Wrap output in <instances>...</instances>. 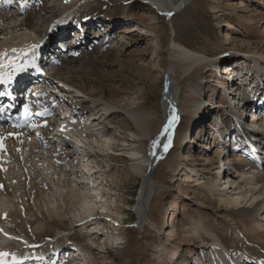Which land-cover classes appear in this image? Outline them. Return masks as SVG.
<instances>
[{
  "label": "rangeland",
  "instance_id": "rangeland-1",
  "mask_svg": "<svg viewBox=\"0 0 264 264\" xmlns=\"http://www.w3.org/2000/svg\"><path fill=\"white\" fill-rule=\"evenodd\" d=\"M19 1H9L11 12L21 9L23 4ZM37 5V9L42 10L41 16L51 22L57 9L65 6V0H39ZM88 6L92 8L90 21L82 23L83 27L80 28L76 26L74 20H65L66 26L70 25V29L63 36L64 38L61 37L63 39L51 40L54 42L48 47L49 51L51 50V59L48 61L63 60L65 57L69 60L73 58L71 63L81 67L80 64L85 63L88 54L96 60L105 59L99 61V76L88 72V65L83 68L85 72L80 75V80L89 82L88 92L98 91L97 98L100 99L102 96L98 79H102V88L105 86L103 97L112 107L111 113L99 112L98 109L95 111L94 105L90 102L91 98L79 95L74 90L58 87L55 91L64 98V105L71 104L73 98L80 101L82 108L79 111L72 110L68 115L69 119L64 121L69 120V125L74 127L87 124L83 130L89 132L81 139L84 144L81 152L76 153L72 150L66 138L64 148L68 149L69 145L71 152H75L79 157L83 152L91 154L87 161L88 168H99L101 171L91 180L97 187V192L109 202L111 200V204L122 206L125 211L121 217L123 219L121 225L112 228L120 237L119 243L115 244L114 248H110L108 254L107 252L103 254L112 264H196L197 261L207 264L206 256H210V251H205L202 246V248L198 246L201 244L188 237V234L193 232V223L221 236L225 244L230 247L231 253H234L232 250H235L238 240L235 227L241 234L245 233L246 228L240 223L234 225L227 219L225 207L220 206L217 200L215 202L214 199L217 197H212L206 191V185L200 182L216 181L222 171L230 170L232 162L226 165L228 160L222 162L216 156V153L222 149L220 143L224 144L225 151L230 152L227 156L230 159H233L231 157L233 152L230 151L233 146L240 143L244 147L245 137L241 136L242 140L241 138L235 140L233 139L235 132L226 133L227 129L224 130V124L228 123L224 118L222 119V115L227 117L230 126L235 127L233 115L230 114L232 116L230 117L227 114L230 111L238 112L237 99L243 97V92L238 90L233 81L235 78L227 79L231 76L224 73V67L238 69L237 74L241 69L247 70L248 74L250 70L254 73L253 59L249 56L243 57L244 55L241 54L255 52L257 56L264 57V0H191L180 14L171 18V21L160 16L155 9L146 4L145 0H89ZM35 14V10L31 12L32 21L46 31V25H43ZM66 14L71 16V11L68 10ZM17 21H7V26L0 24V28H12L13 25L18 24ZM162 34L161 44L158 37ZM172 39L193 52L203 54L211 60L217 59V62L201 68L199 72L191 71L187 77H183L182 71L174 69V63L169 61L168 47ZM72 45L77 46L72 48ZM59 65L49 67L50 71L39 81V90L43 91L48 100L56 99L51 88L56 82L53 78L54 73L60 72ZM160 67H163V71L168 72L173 78V86L179 91L180 101L188 95V86L200 84L203 89L202 99L205 98L206 104L212 103L202 106V113H206L208 119H204L203 115L196 117L195 123L190 126L194 132L190 145L175 149L176 156L173 159L169 156L164 158L154 173L155 183L163 182L167 187L164 186L166 191L162 197L153 196L147 208L149 223L147 222L141 229L134 223L137 221L136 200L143 180L133 173L127 153L131 149L145 151L149 147V142L147 140L139 142L129 137L134 128L128 120L126 111L132 107V103L143 102L141 111H156L162 116V95L152 94L150 90L155 82L160 88L164 87V80H160L163 72ZM218 67L223 72L221 75L215 70ZM262 68L264 69V58ZM69 70L68 67L67 72ZM257 73L258 77L264 75L260 71ZM257 81L259 80L247 78L246 83L241 82V86L248 89L245 93L248 94ZM261 87L264 88V83ZM251 94L252 92L249 94L250 97ZM254 100L256 101L257 98ZM233 114L238 116L237 113ZM59 115L60 111L51 112L55 121L60 119ZM62 115L65 116L64 113ZM95 116L101 117L102 121L97 117L94 122ZM241 116L244 118L241 121L242 126H248L247 124H252L256 120L249 112ZM189 117L188 113L181 116L182 120L177 132L184 131L188 120H191ZM220 120H224L225 123L220 124ZM100 121L103 123L102 126ZM205 125L213 137L210 138L208 146L196 138L200 128ZM121 140L125 142L121 143ZM108 141H116L115 144H118L119 148H110L107 145ZM204 147L208 148L205 150ZM247 147L246 144L243 149ZM261 158L259 154L258 159ZM60 159L61 155H57L50 161L42 163L41 158L28 157L21 162L14 155H0V162L3 164L2 178L11 193V197H6L0 187V226L3 230L14 232L19 237V241L7 243L4 248L7 252H11L32 243H38V248H46L51 246L50 242L53 240H56L57 244L76 243L79 244L81 253H84L83 259L87 258L88 254H92L97 262L101 263L105 260L103 254L98 253L102 247V242L100 243L102 239L98 236L94 240L87 234L92 227L89 226L90 224L96 221V226L97 222L103 225L104 217L108 214L98 213L99 215L94 218L92 216L84 218L83 225H72V216L78 207L68 205L71 188L79 195L80 192H87L90 196V190H86L81 184L82 169L77 166L75 174L71 175L67 173L68 169H64L65 164L61 163ZM172 161L179 165L175 172L170 168ZM60 169L63 172L62 177L59 175ZM59 176L61 182L57 180ZM230 185L225 179H221L218 183L219 188L221 190L225 188L227 193L232 189ZM40 192L43 193L42 196ZM95 198L99 197L94 196L91 201ZM16 205L30 215L26 218L28 222L25 225H22L16 217L14 210ZM52 211L59 212L61 219L49 218L48 212ZM39 222L43 223L44 228L35 231V225ZM106 225L103 226V230ZM127 225L130 228H126ZM88 248H91L90 252L93 253H89ZM78 259L79 257L77 262Z\"/></svg>",
  "mask_w": 264,
  "mask_h": 264
},
{
  "label": "bare ground",
  "instance_id": "bare-ground-1",
  "mask_svg": "<svg viewBox=\"0 0 264 264\" xmlns=\"http://www.w3.org/2000/svg\"><path fill=\"white\" fill-rule=\"evenodd\" d=\"M9 1L10 0H0V24L3 25L6 24L7 21L14 22L15 20H18L19 22L17 21L18 24L13 25L12 28H0V52H2V54L6 53L8 49L15 46L24 48L25 45L31 47L33 45H39L38 48H43L48 41H51L54 38H56L57 41L58 39H61L60 37L66 35L67 31L70 29V25L66 26L65 20L72 19L74 20L77 27L82 28V23L90 21L91 19L90 15L92 8L89 7L90 5L88 6L89 0H65V6H62L61 8L59 7V9H57L55 16L51 22L41 16V9H37V3L39 0H20L19 2L23 4V7L20 10L14 12H11V4L9 3ZM145 2L153 9H155L160 16H164L165 18H168L169 21H171V18L177 14H180L190 4L191 0H177L176 2H174L173 0H145ZM34 10L36 13L35 17L40 20L43 25H46V31L42 30L41 27H38L32 21L31 17L34 13L31 15V12ZM68 10L71 11V15L74 14L75 17L72 18V16L67 15L66 12ZM57 21H59V23H57ZM158 39V41L162 44L163 34L158 37ZM168 54L169 61L174 63V69L177 68L182 71L181 75L183 77H187V75H189L191 71L199 72L201 68H205L206 66H209V64H214L217 62V59L211 60V58L203 54L193 52L185 46L176 43L174 39H172L168 47ZM256 54L257 53L255 52H246L245 54H241L244 55L243 57L249 56L253 59V61L255 62L254 73L252 72V70H250L248 74L247 70L243 71L240 68L243 73L240 70L237 74L236 71L238 69H234L232 67H224V73L231 76L230 78L228 76V80H232L233 78H235L233 80L234 83H236L238 90L243 92V97H239L237 99L238 112L230 111V113L227 114V116H230V114L233 115V117H230L234 118L233 120H235V122L240 125L239 128H237V138L235 137V140H240L241 136L245 137L248 143V147L245 148V153H250L254 156L258 155L257 157H259L260 154L262 156V162H248L240 156H237L239 155V153L234 152L231 154V157L233 159H230L229 157H227L230 152L225 151L226 149L224 144L220 143L222 149L220 152L216 153V156L221 161L225 159L228 160L226 165H230V162H232L230 170L222 171L220 175L217 176L216 181L210 180L209 183L201 181L200 184H205L206 191L212 197H217L216 199H214L215 202L217 200L220 206L225 207V209L227 210H225L226 218L233 222L234 225L240 223L241 226L246 228V230L244 234H241L239 232V229L235 227L238 230H236V239L238 240L235 244V250H232L234 253H231L230 247L225 244L221 236L204 229L197 223H193V232L192 234H188V237L201 244L198 246H202L205 251H210V256H206L208 262L207 264H220V262L222 264H234L238 261L237 258H245L250 261H256L264 264V112L259 116L257 114L261 111H264V88L261 87L264 83V75H262L261 77L257 76L258 71L264 74V69L262 68L264 57H262L261 55L257 56ZM91 56V54L87 55L85 63L80 64L82 65L81 67H79V65H74L73 63H71V61L74 60L73 58L72 60L66 59L67 57H65V59L63 60L56 59V65L60 64V72L54 73L55 75L53 76V78L56 80V82L54 83L59 84L61 87H66L69 90H74L75 92H77V94H82L86 98H91L90 102L92 103V105H94L95 111L98 109L99 112L101 111L108 114L111 113L112 107L107 104L103 97L105 93V86H103L102 88V79H98V83L101 87V89L99 90L102 96L100 99L97 98V95L99 94L98 91L93 92L89 90L90 92H88L89 82L80 80V75L85 72L83 70L85 66L89 65L87 71L92 73L94 76H97L99 72V61L105 60L104 58L96 60ZM249 57L246 58L249 59ZM10 66L12 65H9L8 67ZM68 67L70 68V70L67 72ZM160 69L163 71V67H160ZM0 70L4 71V67H1ZM215 70L216 72H219L220 75L223 73L221 72V69L219 67L215 68ZM247 78L253 79L255 81L256 79L259 80L257 82H254L255 85H252L251 87L253 91L249 90L248 94L245 93V91L248 89H244L243 87L245 86L243 85L241 86V82L246 83ZM172 79L173 78H171L168 72L165 73L163 71L160 75V80H164V87L160 88L158 83L155 82L153 87L150 88L152 94L159 93L162 95V116L156 111H141L140 108L143 102L132 103V107H130V109L126 111L128 120L132 123L134 128V131L130 133L129 137L138 140L139 142L143 140H147L149 142V147L147 150L140 151L139 149H131L129 150L130 152L127 153V157L131 161L130 166L133 173L140 176L143 180L141 191L139 192V196L136 200L135 210L137 212V221L134 223L137 228L141 229H143L149 221L147 217V208L150 206L153 196L156 195L162 197L167 187L163 182L155 183L153 179L154 173L157 171L164 158H167L169 156L173 159L176 156L174 151L175 149H177L178 147L190 145V142L192 141V138L194 136V132L190 129V126L195 123L194 119L202 115L204 116V119H208V115L206 113H202V106L206 103L204 102L205 98L202 99L203 89L201 88V85L195 84L193 86H188V95L184 96L183 100L180 101L179 91L177 87L175 88L173 86L174 81ZM240 87H242V89ZM251 92L252 97L249 96ZM94 93H96V95H94ZM30 97H32L33 99L37 98V96L33 94H31ZM54 98L57 97H55L54 95ZM207 98L208 96L206 97V99ZM253 98H257V100L255 101ZM73 99L74 100L70 101L71 104H63L64 111L62 113H64L65 116L60 118V120L58 121H55L53 119L51 113H48L46 115L47 109H45L42 104L39 103V101L30 102L29 105L23 106V117H17L15 112H13L10 117L7 116L2 119L0 121V144H2V148H0V155H14L16 156V159L21 160V162L28 157H37V159H42L40 160L42 161V163H44V161H50L57 155H61V159L59 161L65 164L64 169H68L69 171L67 173L71 175L75 174V170L77 166H79L80 169H82L81 184L82 186H84V188H86V190H90V196L86 191V193L80 192V195L75 194V191L73 190V188H71V192L68 197V205L74 206V208L78 207V209L72 216V225H83L84 218H88L90 216L94 218L99 214L103 213L105 215L107 213L109 216L107 215L108 217H104L105 223L101 225L97 222L98 225L96 226V221H94L89 225L90 227H92L87 235L89 236V238H93L94 240L99 236V238L102 239L100 241V243L102 242V247H100V252L98 253L103 254L107 252L106 254H108L109 249L114 248L113 246L115 244H118L120 241V237L116 235V232L112 229L113 227L109 223H116L117 227L115 228H118L121 225L120 223H122L121 221L123 219L121 217H123L122 214L125 211L122 206L111 204V200L109 202L108 199H104L103 195L101 196V194L97 192V187L93 185V181L91 180L96 176L97 173L101 171L99 170V168H88L89 166L87 165V161L89 157H91V154H86L83 152V155H81L80 157L78 156V154H76L81 152V150L83 149L82 147L84 146V144L82 143L81 139L84 138L85 135L89 132H85L83 130V127L86 128L87 124L81 127H74L72 125H69V120L64 121V119H69L68 115L71 114L70 112L72 110L79 111L82 108V105L79 103L80 101H77V98ZM215 101L213 102L215 103ZM211 103L212 102H210L209 104ZM209 104L206 105L208 106ZM232 106L233 104L231 105V107ZM28 107H31V110L36 111L38 115L35 119V122H29L26 120L30 115H32V113L27 110ZM254 109L258 111L254 113ZM247 112L251 113L253 119L256 120L252 124H247L248 126L245 125L241 127V121L242 119H244L241 115ZM187 113L188 115H190L189 118H191V120H188L187 127H184V131H182V133H179L177 132V129L181 124V116H184ZM233 113H237L238 116H235L236 114ZM97 117L95 116V118L93 119L94 122L98 118L101 119V117ZM223 118L225 119V121H227L228 124H224V120H220V124H224V130L227 129L226 133L228 131H231L233 128L236 129V126H230L229 121L226 120V116L222 115V119ZM170 120L172 121V124L170 127H168ZM101 121L100 126H102L103 124ZM206 125L202 127L200 126L201 130L199 131L200 133L196 138H198L201 143L208 146L212 135L209 134V130ZM166 127H168L167 132L164 131ZM95 131H97V129H95ZM169 136L171 137L170 143ZM65 138L67 141L69 140L68 142L70 143V147L76 153L71 152V149H69V145L68 149L64 148L66 145V143H64ZM242 139L243 138H241V140ZM120 142L124 143L125 141L121 140ZM115 143L117 142L108 141L107 145L110 148H119V145ZM207 148L208 147H204L205 150ZM42 152L45 153L42 154ZM1 165L3 164L0 162V185L3 186L1 188L4 195H6V197H11L9 188L2 178ZM24 166L22 167L24 168ZM178 166L179 165L177 163L172 161L170 166L172 172L177 171ZM62 173L63 172L61 170L59 172V175H61ZM61 177L59 176V178H57L58 182H61ZM204 179L208 180V178H203V180ZM221 179H225L227 183L231 184L230 187L232 189L229 193L225 191V188L222 190L219 188L218 183L219 181H221ZM228 186L229 185H227V187ZM80 190L83 191V189ZM42 195L43 193L40 194V196ZM94 196L99 198H95L96 201L95 199L94 201H91ZM14 210L16 217L19 219V222L22 225H25L26 222H28L26 218L29 214H26L24 212V209L17 205L14 207ZM48 217L61 219L59 212L56 213L54 211L48 212ZM105 224L107 225L103 230V226ZM247 227L249 228L247 229ZM43 228V223L39 222L35 225L34 230L41 231ZM18 238L19 237H17V234H15L14 232L3 230L0 226L1 246L5 247V244L7 243L10 244L15 241H19ZM195 239H197L198 241H196ZM55 241L56 240L50 242L51 245H53L51 251L55 255H46L44 251H42V257L40 258V260H37V264H54L53 260L56 258L57 254L61 252L60 249L62 247L61 245L55 243ZM242 245H245L246 247H243ZM87 250H89V253H93L90 252L91 248H88ZM63 251H67V249ZM78 255L79 256H77L76 253L73 255L74 259L72 260L71 264H112L108 262L107 256L104 254L103 258L105 260L101 263L97 262L92 254H88L87 258L83 259L84 253H81V249L79 250ZM63 256L61 259H64L66 257ZM227 256L228 258L226 259L225 257ZM77 257H79L78 262ZM196 263L201 264L198 261Z\"/></svg>",
  "mask_w": 264,
  "mask_h": 264
},
{
  "label": "snow or ice",
  "instance_id": "snow-or-ice-1",
  "mask_svg": "<svg viewBox=\"0 0 264 264\" xmlns=\"http://www.w3.org/2000/svg\"><path fill=\"white\" fill-rule=\"evenodd\" d=\"M57 23H59V21H57ZM38 47H39V45H33L32 48H31V51H32L33 53H35V50H36ZM13 51L15 52L16 50L13 49ZM25 54H27V50L25 51ZM0 55H7V53H3V54H0ZM12 66L15 67L14 64H13ZM0 67H4V65H0ZM12 79H13L12 76H9V77H8V81H9V82H11ZM0 82H4L2 78H0ZM2 95H4V93H0V96H2ZM171 124H172V121L170 120V121H169V125H168V127H170ZM168 127H166V128L164 129L165 132L168 131ZM170 142H171V137L169 136V143H170ZM0 148H2V144H0ZM0 187H3V186L0 185ZM8 255H9V253H7V252H0V264H3V262H4V258L7 257Z\"/></svg>",
  "mask_w": 264,
  "mask_h": 264
},
{
  "label": "water",
  "instance_id": "water-1",
  "mask_svg": "<svg viewBox=\"0 0 264 264\" xmlns=\"http://www.w3.org/2000/svg\"><path fill=\"white\" fill-rule=\"evenodd\" d=\"M168 19V18H167Z\"/></svg>",
  "mask_w": 264,
  "mask_h": 264
}]
</instances>
